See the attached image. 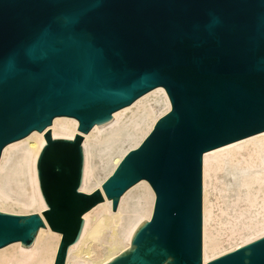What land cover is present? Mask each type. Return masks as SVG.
<instances>
[{
    "label": "water",
    "instance_id": "obj_1",
    "mask_svg": "<svg viewBox=\"0 0 264 264\" xmlns=\"http://www.w3.org/2000/svg\"><path fill=\"white\" fill-rule=\"evenodd\" d=\"M163 87L171 108L102 184L79 191L82 138H53L37 162L42 215L64 264L82 215L145 179L153 212L105 264H264V236L202 261V157L264 131V0H0V155L58 116L77 131ZM38 213L0 212V247L30 246Z\"/></svg>",
    "mask_w": 264,
    "mask_h": 264
},
{
    "label": "bare ground",
    "instance_id": "obj_2",
    "mask_svg": "<svg viewBox=\"0 0 264 264\" xmlns=\"http://www.w3.org/2000/svg\"><path fill=\"white\" fill-rule=\"evenodd\" d=\"M171 108L165 89L156 87L94 125L86 134L77 131L74 117L58 116L41 132L7 144L0 155V212L38 213L40 227L34 242L0 247V264H54L61 233L54 231L42 212L46 204L37 178L36 162L45 135L82 138L83 172L79 191L103 193L102 184L122 158L137 148L156 121ZM155 193L145 179L127 188L115 211L104 199L82 215L78 240L71 244L64 264H105L129 247L135 228L149 220ZM264 236V131L209 150L202 157V261L207 263Z\"/></svg>",
    "mask_w": 264,
    "mask_h": 264
}]
</instances>
